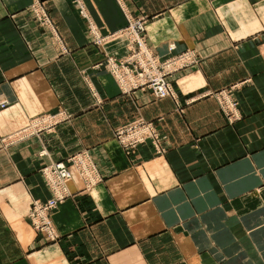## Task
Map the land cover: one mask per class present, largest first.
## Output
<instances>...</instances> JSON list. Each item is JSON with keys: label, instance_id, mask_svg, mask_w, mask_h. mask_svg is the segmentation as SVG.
Segmentation results:
<instances>
[{"label": "crops", "instance_id": "1", "mask_svg": "<svg viewBox=\"0 0 264 264\" xmlns=\"http://www.w3.org/2000/svg\"><path fill=\"white\" fill-rule=\"evenodd\" d=\"M129 17L160 57L199 56L169 77L176 101L124 93L105 67L129 52ZM59 111L52 131L2 142ZM140 117L159 147L127 152L115 130ZM82 150L102 179L85 190L73 172L51 241L28 219L51 196L42 168ZM0 264H264V0H0Z\"/></svg>", "mask_w": 264, "mask_h": 264}, {"label": "built area", "instance_id": "2", "mask_svg": "<svg viewBox=\"0 0 264 264\" xmlns=\"http://www.w3.org/2000/svg\"><path fill=\"white\" fill-rule=\"evenodd\" d=\"M34 8L41 22L49 24L50 19L44 8L39 3H36ZM128 19L131 24V27L127 28V33L131 36L130 49H135V51L121 60L109 58L107 65L111 72L125 92L150 87L158 98L171 95L177 99L178 95L166 77L174 70L186 68L195 63L197 61L195 52L187 50L177 59L169 58L162 61L150 50L144 36L140 35L144 29V23L133 21L130 17ZM213 94L219 100L222 110L231 120L240 118L237 102L227 89H222ZM66 117L64 111L47 116L42 115L40 118L33 119L28 126L20 131V136H18L20 138L12 134L4 140L12 143L33 135L31 133L41 132L40 130H51ZM116 136L128 152L148 140L159 147L160 133L158 128L153 122L143 118H138L119 127ZM74 171L83 180L86 189H91L102 179L96 162L88 152L74 155L67 162H53L43 170L51 196L45 201L35 200L29 218L38 229L47 233L51 238L57 236L51 212L72 195L70 182L73 180Z\"/></svg>", "mask_w": 264, "mask_h": 264}, {"label": "rangeland", "instance_id": "3", "mask_svg": "<svg viewBox=\"0 0 264 264\" xmlns=\"http://www.w3.org/2000/svg\"><path fill=\"white\" fill-rule=\"evenodd\" d=\"M40 3V2H39ZM33 5H35V4H33ZM37 17V19L39 20V21H41L40 19H39V17L38 16H36ZM145 21H146V19H144V18H141V19H138L136 22H143L144 23V29L141 31V33H140V35L141 36H144V38L146 39L145 41H146V44L148 45V47L150 48V50L153 52V54L156 56V57H158L160 60H162V61H164V60H167V59H169V58H172V59H174V58H178L180 55H182V53H184V52H186L187 50H192V49H186V50H184V51H181V52H176L175 51V49H176V45L175 44H171L170 46H169V51H168V55L167 56H165V57H160L158 54H156L153 50H152V48L150 47V45L148 44V41H147V38H146V36H147V33H146V25H145ZM128 22H129V24H128V29L131 27V24H130V20L128 19ZM126 28V29H127ZM128 29H127V31L126 32H123V34H125V36H127V38H128V40H129V52H128V54L126 55V56H128L130 53L132 54L134 51H135V49H130V40H131V36L127 33L128 32ZM194 51V50H193ZM196 54V53H195ZM125 56V57H126ZM115 58V59H118V60H121V59H123V58H125V57H123V58H117V57H115V56H107V58H106V60H105V67L107 68V70L113 75V73L111 72V70H110V68H109V66L107 65V63H108V60H109V58ZM199 56L196 54V58H197V61L195 62V63H193V64H191L189 67H191V66H193L194 64H196V63H198V61H199V58H198ZM134 67V66H133ZM189 67H186V68H189ZM185 67H182V68H179V69H177V70H174V71H172L171 73H169L168 75H167V77H166V79L169 81V82H171L170 80H169V77L171 76V74H173V73H176V72H179V71H182V70H185L186 69ZM113 77H114V79H115V81L117 82V84H118V86H119V88H120V90L122 91V92H124V93H129V92H125V91H123V89L121 88V86L119 85V83H118V81H117V79H116V77L113 75ZM172 83V82H171ZM89 86H90V89L91 90H93L94 91V87L92 86V84L91 83H89ZM172 86H173V88L175 89V87H174V85H173V83H172ZM138 89H149V90H151L152 91V89L150 88V87H143V88H138ZM135 90H137V89H135ZM134 91V90H133ZM175 91H176V93L178 94V92H177V90L175 89ZM130 92H132V91H130ZM152 93L154 94V92L152 91ZM155 95V94H154ZM156 96V95H155ZM165 97H171V98H173L175 101H176V97H173V96H165ZM165 97H161V98H165ZM158 98V97H157ZM189 101H192V100H189ZM5 105V103H2V106H4ZM59 112H61V111H59ZM59 112H45V113H43V114H39V115H36V116H34V117H32V118H30V120L28 121V123L26 124V125H24L23 127H21V128H19V129H17L16 131H14V132H12L11 134H8V135H6V136H4V137H2L1 139H2V142L3 143H5V144H12V143H15V142H18V141H14V142H9L8 140H4L6 137H8L9 135H15V137H18V136H20V131L21 130H23L26 126H28L30 123H31V121L33 120V119H35V118H40V117H42V115H44V116H47L48 114H57V113H59ZM224 112V111H223ZM225 113V112H224ZM226 114V113H225ZM65 115L67 116L63 121H66V120H68L69 119V117H70V115L69 114H67V113H65ZM227 115V114H226ZM140 118H142V117H140ZM138 119V118H137ZM144 119V118H143ZM136 120V119H135ZM146 120V119H145ZM133 121V120H132ZM148 121H150V120H148ZM131 122V121H130ZM151 122H153V121H151ZM61 123V122H60ZM129 123V122H128ZM154 123V122H153ZM59 124V123H58ZM57 124V125H58ZM127 124V123H126ZM155 124V123H154ZM56 125V126H57ZM125 125V124H124ZM156 125V124H155ZM55 126V127H56ZM123 126V125H122ZM54 127V128H55ZM119 127H121V126H119ZM118 127V128H119ZM156 127H157V125H156ZM54 128H52L51 130H40L41 132H35V133H31V134H33V135H30V136H28V137H26L25 139H27V138H30V137H32V136H38V135H40L41 133H43V132H50V131H52ZM117 128V129H118ZM117 129L115 130V137L117 138V136H116V131H117ZM159 131V130H158ZM160 133V132H159ZM18 138H20V137H18ZM24 140V139H23ZM117 140L119 141V139L117 138ZM20 141V140H19ZM120 142V141H119ZM121 144V143H120ZM122 145V144H121ZM123 147V146H122ZM124 148V147H123ZM125 149V148H124ZM126 150V149H125ZM82 152H88L89 154H90V152L88 151V150H82V151H80V152H77V153H75V154H72L71 156H69L66 160H60V161H56V162H61V161H65V162H67L68 160H69V158H71L72 156H74V155H77V154H79V153H82ZM128 152V151H127ZM91 155V154H90ZM92 156V155H91ZM93 158V157H92ZM53 163V162H52ZM51 164V163H50ZM50 164H48V165H50ZM48 165H45L43 168H42V174H43V177H44V179H45V176H44V173H43V170H44V168L45 167H47ZM45 182H46V179H45ZM81 182H82V186H83V188L85 189V190H87L85 187H84V182H83V180L81 179ZM46 184H47V182H46ZM49 188V187H48ZM50 190V189H49ZM51 192V191H50ZM36 200H39V199H36ZM35 201V200H34ZM34 201H33V203H32V206H31V209H33V205H34ZM42 201V200H41ZM31 209L29 210V213H30V211H31ZM56 209V208H55ZM54 209V210H55ZM54 210L51 212V218H52V214H53V212H54ZM29 213H28V219L30 220V218H29ZM30 223H31V225H32V227L35 229V231L37 232V233H39V234H44L45 236H47L51 241H55L54 239L56 238H51V236H49V235H47V233H45V232H43V231H41L40 229H38L36 226H35V224L30 220ZM54 225V224H53ZM55 227V226H54Z\"/></svg>", "mask_w": 264, "mask_h": 264}, {"label": "bare ground", "instance_id": "4", "mask_svg": "<svg viewBox=\"0 0 264 264\" xmlns=\"http://www.w3.org/2000/svg\"><path fill=\"white\" fill-rule=\"evenodd\" d=\"M53 222V221H52ZM54 224V223H53Z\"/></svg>", "mask_w": 264, "mask_h": 264}]
</instances>
